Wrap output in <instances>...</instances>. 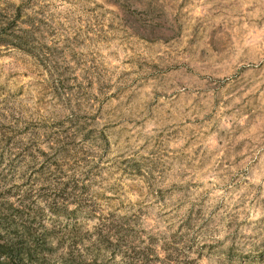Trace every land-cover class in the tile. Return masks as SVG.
<instances>
[{
	"label": "rangeland",
	"instance_id": "rangeland-1",
	"mask_svg": "<svg viewBox=\"0 0 264 264\" xmlns=\"http://www.w3.org/2000/svg\"><path fill=\"white\" fill-rule=\"evenodd\" d=\"M17 7L2 236L31 227L44 264H264V0Z\"/></svg>",
	"mask_w": 264,
	"mask_h": 264
},
{
	"label": "trees",
	"instance_id": "trees-1",
	"mask_svg": "<svg viewBox=\"0 0 264 264\" xmlns=\"http://www.w3.org/2000/svg\"><path fill=\"white\" fill-rule=\"evenodd\" d=\"M1 11L2 9H0V13ZM12 14L14 15L11 16V18L8 17L5 20L0 18V41L4 44L7 43L25 49V44H27L26 35L20 32L22 29H15V27H12L16 25L21 17V7H17L15 13ZM47 205L48 209L53 211L52 206L48 203ZM64 215L67 214L64 213ZM2 225L3 224L0 223V264H17L16 261L20 260L19 257L23 258V254L27 259L25 261L27 264H44L43 259L40 258V252L42 250L38 247L40 244H43V242H39L37 239H30V237H33L31 227L25 225L21 229H15L13 231L15 237L9 236L10 239H5L1 232L3 228Z\"/></svg>",
	"mask_w": 264,
	"mask_h": 264
}]
</instances>
